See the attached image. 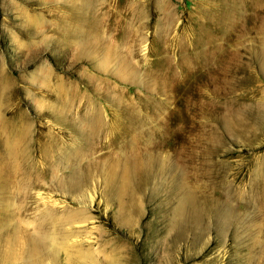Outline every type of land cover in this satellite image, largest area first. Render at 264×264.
I'll use <instances>...</instances> for the list:
<instances>
[{
  "label": "rangeland",
  "instance_id": "rangeland-1",
  "mask_svg": "<svg viewBox=\"0 0 264 264\" xmlns=\"http://www.w3.org/2000/svg\"><path fill=\"white\" fill-rule=\"evenodd\" d=\"M0 264H264V0H0Z\"/></svg>",
  "mask_w": 264,
  "mask_h": 264
},
{
  "label": "bare ground",
  "instance_id": "bare-ground-1",
  "mask_svg": "<svg viewBox=\"0 0 264 264\" xmlns=\"http://www.w3.org/2000/svg\"><path fill=\"white\" fill-rule=\"evenodd\" d=\"M11 149V148H10ZM61 245V244H60ZM70 245V244H69ZM64 247V246H63Z\"/></svg>",
  "mask_w": 264,
  "mask_h": 264
}]
</instances>
